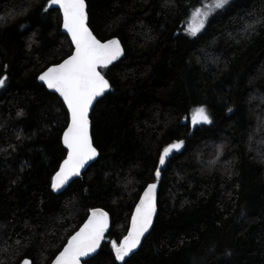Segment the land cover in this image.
Returning <instances> with one entry per match:
<instances>
[{
	"label": "trees",
	"instance_id": "trees-1",
	"mask_svg": "<svg viewBox=\"0 0 264 264\" xmlns=\"http://www.w3.org/2000/svg\"><path fill=\"white\" fill-rule=\"evenodd\" d=\"M47 1L0 0V256L49 264L101 207L110 227L85 261L119 264L111 242L157 181L152 228L127 264H264V0H229L195 36L184 27L207 0H85L94 35L124 52L99 68L110 89L89 115L98 156L57 194L68 113L37 75L72 45ZM199 106L211 123L191 127Z\"/></svg>",
	"mask_w": 264,
	"mask_h": 264
},
{
	"label": "snow or ice",
	"instance_id": "snow-or-ice-1",
	"mask_svg": "<svg viewBox=\"0 0 264 264\" xmlns=\"http://www.w3.org/2000/svg\"><path fill=\"white\" fill-rule=\"evenodd\" d=\"M228 2L229 0H213L211 4L202 6L204 11L196 8L192 13L196 26H189L190 34L195 36L204 28L205 21L211 12L223 8ZM48 4L49 6L58 5L62 14V26L74 46L71 55L61 63L47 67L37 77L48 89L59 94L68 110L69 120L62 136L67 155L60 164L59 170L51 178V189L55 192L66 185L71 177L79 176L80 170L87 162L98 156L89 133V109L96 98L110 88V83L97 69L106 67L117 60L123 54V50L118 40L112 39L102 43L89 30L85 0H48ZM258 22L264 23V21ZM249 29L254 31L251 25H247L245 31ZM4 83L5 78L0 77V86ZM192 122L193 124L211 123L205 107L199 106L194 110ZM183 143L180 141L164 147L159 153V165H165L173 151L179 150ZM161 170L157 166L156 177L160 176ZM156 188L155 183H149L144 188L132 212L128 234L119 245L113 243L117 261L127 264L125 258L137 249L141 244V238L149 232L156 212ZM107 226L108 213L100 209L92 210L79 231L68 238L63 249L55 256L53 264H81V257L95 252ZM24 264H29V261L25 260ZM85 264H87L86 261Z\"/></svg>",
	"mask_w": 264,
	"mask_h": 264
},
{
	"label": "water",
	"instance_id": "water-1",
	"mask_svg": "<svg viewBox=\"0 0 264 264\" xmlns=\"http://www.w3.org/2000/svg\"><path fill=\"white\" fill-rule=\"evenodd\" d=\"M85 4H86V1H85ZM47 7H49V8H57V9L59 10L58 5H51V6H49L48 1H47ZM59 12H60V10H59ZM86 12H87V4H86ZM60 16H61V25H60V27H61V32L64 33V34L68 37V39L70 40V42H71V38H70V36L67 34V32L65 31V29H64L63 26H62V14H61V13H60ZM88 27H89V25H88ZM89 30L92 31V30L90 29V27H89ZM92 33H93V32H92ZM93 35H94V33H93ZM94 36H95V35H94ZM95 37H96V36H95ZM96 39H98V40L101 41L102 43H103V42H107V41L112 40V39H116V40L119 41V43H120V47H121V49H122L123 52H124V49H123L122 43H121V41H120L117 37H111V38L104 39V40H101V39H99V38L96 37ZM71 45H72V42H71ZM72 51H74V46H73V45H72ZM72 51H71V53H72ZM71 53H70L69 55H71ZM69 55H68V56H69ZM122 55H123V54H122ZM122 55H121V56H122ZM68 56H66L64 59H66ZM121 56H120V57H121ZM120 57H119V58H120ZM119 58H118V59H119ZM64 59H62L61 61H59V62H57V63H54V64L61 63ZM118 59H117V60H118ZM117 60H115V61H117ZM115 61H113L112 63H114ZM112 63H111V64H112ZM54 64H51V65H49V66H47V67L53 66ZM111 64H109V65H111ZM109 65H107V66H109ZM107 66H106V67H107ZM47 67L44 68L41 72H43L44 70H46ZM99 68H102V67H98V69H97V70L101 73V71H100ZM41 72L37 75V77L41 74ZM101 75H103V74L101 73ZM103 76H104V75H103ZM104 78L106 79L105 76H104ZM37 80H38V79H37ZM106 80H107V79H106ZM38 81H39V80H38ZM39 82L43 84V82H41V81H39ZM43 85H44V84H43ZM44 86L47 88L46 85H44ZM109 89H110V88H109ZM109 89H108V90H109ZM47 90H49L50 92L55 93L53 90H50V89H48V88H47ZM108 90H106V92H107ZM106 92H105V93H106ZM105 93H104V94H105ZM56 94L58 95V97L61 99V101H62V103H63V99L59 96L58 93H56ZM104 94H103V95H104ZM103 95H102V96H103ZM102 96H100V97H102ZM100 97H97V98H96V100L93 102V105H94V103H95ZM63 104H64V103H63ZM64 106H65V108H66V110H67L66 105H64ZM92 107H93V106H90V109H89V115H90V112H91ZM67 113H68V110H67ZM68 120H69V117H68ZM67 123H68V121H67ZM89 123H90L89 133H90V136H91V122H90V117H89ZM194 125H195V124H193V122L191 121V127H194ZM66 127H67V124H66L65 128L63 129V131H62V133H61V143H62V145H63V142H62V136H63V132H64V130L66 129ZM91 138H92V136H91ZM63 146H64V145H63ZM93 146H94V144H93ZM94 147H95V146H94ZM64 148H65V147H64ZM95 148H96V147H95ZM97 152H98V150H97ZM66 155H67V150H66L65 156H64V158L61 160L60 164H61L62 161L66 158ZM96 158H97V157H95V158H93L92 160H89V161L87 162V164L85 165V167L82 168V169L80 170V175H79V176H73V177H71L70 180H69V182H68L66 185H64L61 189H59V190H57V191H55V192H53V191H52V192L55 193V194L62 192V191H63V190L69 185V183H70L73 179L81 177V176H82V173L88 168V166H89L91 163H93V162L96 160ZM60 164H59V166H60ZM59 166H58L57 170H59ZM57 170H56V171H57ZM56 171H55V172H56ZM55 172H54V174H55ZM54 174H53V175H54ZM149 183H155V184L157 185V188H156V196H157L159 183H158L157 181H152V182H149ZM149 183H147V184L144 186V188H145ZM50 186H51V185H50ZM144 188H143L142 191L140 192L139 197H140V195L143 194ZM51 190H52V189H51ZM139 197H138V199L136 200V202H135V204H134V206H133L132 212L135 210V205L139 202ZM94 209H100V210H102V211H104V212H107L106 210H104V209L101 208V207H90V208L88 209L87 215H86V217L84 218V220L82 221V223H81V224H80V225H79V226H78V227H77V228H76V229H75V230H74V231H73V232L67 237V239H66L65 243L63 244V246L67 243V240H68V238H69L71 235H74L76 231H79L80 227H82L83 224L88 220L89 216H90L91 213H92V210H94ZM132 212H131V214H130L129 224H128V228H127V230H126V233H125V235L120 239V241H122L123 238L128 234V229H129V227L131 226V215H132ZM156 212H157V204H156ZM156 212H155L154 215H153V222H154V219H155V216H156ZM152 225H153V224H152ZM109 227H110V218H109V215H108V226H107V228L105 229L104 235H103V237H102V239H101V241H100L98 247L96 248L95 252L89 253L88 256L81 257V258H80V260H81V264H83V262H84L85 260H87V259H89L90 257L94 256V255L98 252V250H99V248H100V246H101V244H102V241H103V239H104V236H105V234L107 233V231L109 230ZM151 228H152V226L149 228V231L151 230ZM148 233H149V232H148ZM148 233H145V236H146ZM145 236H144V237H145ZM144 237L141 238V242H142V240L144 239ZM120 241L117 243V245H119ZM113 243H114V242H111V247H112ZM140 245H141V244H140ZM140 245H138L137 249L139 248ZM63 246L61 247V249H60L59 251H61V250L63 249ZM137 249H135L134 252H136ZM59 251L55 254V256L58 255ZM112 252H113V255H114V258H115V253H114L113 247H112ZM134 252H133V253H134ZM133 253H132V254H133ZM132 254H130V255H132ZM130 255H129V256H130ZM55 256L52 258V260L50 261L49 264H53V261H54V259H55ZM126 258H128V257H126ZM126 258H125V259H126ZM25 260H28V261H29V264H32V261H31L29 258H23V259H21L20 262H19L18 264H24V261H25ZM115 260H116V259H115ZM116 261H117V260H116ZM117 262H118L119 264L123 263V261H117Z\"/></svg>",
	"mask_w": 264,
	"mask_h": 264
},
{
	"label": "rangeland",
	"instance_id": "rangeland-1",
	"mask_svg": "<svg viewBox=\"0 0 264 264\" xmlns=\"http://www.w3.org/2000/svg\"><path fill=\"white\" fill-rule=\"evenodd\" d=\"M213 2V0H207L206 2H204L202 5H200V6H197V7H195L193 10H192V12H191V14H190V16H189V19H188V21H187V23H186V25H185V27H184V30L189 34V35H191L190 34V32H189V26H191V27H195L196 26V22L192 19V13L195 11V9L196 8H201V10L202 11H204V9H203V5L204 4H211ZM194 112V111H193ZM193 112L191 113V117H192V114H193ZM0 264H9L8 263V261H6V259L4 258V257H2V256H0Z\"/></svg>",
	"mask_w": 264,
	"mask_h": 264
}]
</instances>
